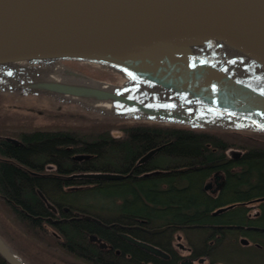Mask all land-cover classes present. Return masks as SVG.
Here are the masks:
<instances>
[{"label":"water","instance_id":"obj_1","mask_svg":"<svg viewBox=\"0 0 264 264\" xmlns=\"http://www.w3.org/2000/svg\"><path fill=\"white\" fill-rule=\"evenodd\" d=\"M200 41L234 50L264 77V0H0V63L71 59L109 64L156 88L185 96L217 118L200 120L175 107L146 104L76 83L39 81L26 89L125 104L157 118L264 130V94L234 82L196 52L194 46ZM156 150L144 153L138 162L148 160ZM122 175L71 176L118 179ZM0 254L9 264H26L1 235Z\"/></svg>","mask_w":264,"mask_h":264},{"label":"trees","instance_id":"obj_2","mask_svg":"<svg viewBox=\"0 0 264 264\" xmlns=\"http://www.w3.org/2000/svg\"><path fill=\"white\" fill-rule=\"evenodd\" d=\"M122 129L123 137L112 135L110 128L90 135L67 128L21 130L18 137L22 144L0 143V198L19 224L33 229L43 225L40 216L54 209L107 208L88 205L85 201L89 196H102L110 199V203L118 199L117 205L112 203L110 210L121 209L125 217L154 214L173 217L178 223L214 221L219 215L211 211L218 206L264 195V145L255 141L253 135L159 122H135L123 125ZM234 146L243 151L235 159L241 169L228 175L221 193L213 198L202 188L207 169L195 166L224 155L226 149ZM154 148L157 150L150 159L134 165ZM50 165L52 170H49ZM157 167L163 171L140 175L142 171ZM183 167L187 169L179 170ZM169 168L175 169L174 172L166 171ZM81 172H116L123 177L71 176ZM177 178L184 179L185 183L177 184ZM233 210L231 215L236 216L240 207L236 205ZM60 228L69 253L95 264H117L111 259L118 260V256L111 254L109 257L110 253L85 241L84 230L96 229L95 223L84 219L69 220ZM120 248L123 260L124 247ZM129 252L131 258L126 260L127 264H140L138 259L143 253L136 249Z\"/></svg>","mask_w":264,"mask_h":264},{"label":"flooded vegetation","instance_id":"obj_3","mask_svg":"<svg viewBox=\"0 0 264 264\" xmlns=\"http://www.w3.org/2000/svg\"><path fill=\"white\" fill-rule=\"evenodd\" d=\"M10 138L17 139L19 142L16 144H22L19 137L9 134H0V143L13 142ZM242 153L243 151L233 155H222L205 164L195 166L197 169L202 167L207 169L202 182V188L206 194L213 198L219 196L226 185L228 175L240 171L241 165L237 164L235 159H238ZM138 160L135 166L147 161L138 162ZM212 162L216 163L207 165ZM186 169L183 167L179 170ZM174 170L169 168L166 171L174 172ZM162 171L157 167L142 171L140 175L156 174ZM176 183L183 184L185 180L177 178ZM263 203L264 195H259L247 201L230 202L218 206L211 211L213 215H219L217 220L178 223H175L173 217H158L154 214L125 217L121 209L107 211L54 209L49 211V214L40 216L43 225L29 228V230L43 240L53 238L55 240L53 243L66 249L63 244L65 235L61 232L60 225L69 220H90L96 224L97 228L90 231L84 230L85 241L105 253H110L109 257L111 254L114 257L118 256V260L111 259V262H117V264H127L126 260L131 258L129 250L133 249L143 253L138 259L140 264H264ZM236 205L240 207V210L239 214L234 216L231 213H234L233 209ZM224 207L226 208L220 210ZM2 238L4 239L3 236ZM138 242L160 249L162 254L152 252ZM6 243L8 245L7 241ZM102 243L105 245L102 246ZM119 246L124 247L123 260L122 248ZM9 247L11 248L10 245ZM17 255L22 259L19 253ZM0 264H9L1 254Z\"/></svg>","mask_w":264,"mask_h":264},{"label":"rangeland","instance_id":"obj_4","mask_svg":"<svg viewBox=\"0 0 264 264\" xmlns=\"http://www.w3.org/2000/svg\"><path fill=\"white\" fill-rule=\"evenodd\" d=\"M59 64L81 75L108 82L122 84L125 76L113 71L101 64L88 61L58 59ZM35 65H44L43 61H32ZM135 122H159L165 124H177L189 127L207 129L235 130L243 135H253L255 141L264 145V130L247 128L225 127L205 123H191L176 120H166L146 116L143 114L115 113L109 110L89 104L71 96L61 95L44 90L2 89L0 87V134L19 136L21 130L34 128H67L79 131L83 134H93L105 128H110V133L116 137H123L122 126ZM251 132L259 133V135ZM242 150L238 147L226 149L224 155H233ZM53 166H49L52 170ZM115 199L112 203L119 202ZM88 205H103L107 208L93 210L107 211L112 207L110 199L102 196H89L85 201ZM115 206V205H114ZM0 234L8 242L11 249L19 255L27 264H93L79 256L69 253L59 245L53 243V238L41 239L28 227L19 224L15 215L0 198ZM1 236V237H2Z\"/></svg>","mask_w":264,"mask_h":264},{"label":"bare ground","instance_id":"obj_5","mask_svg":"<svg viewBox=\"0 0 264 264\" xmlns=\"http://www.w3.org/2000/svg\"><path fill=\"white\" fill-rule=\"evenodd\" d=\"M194 48L201 56H204L209 62L222 69V71L234 82L261 93L262 95L264 94V77L246 57L230 48L210 42L200 41ZM41 61H43L44 64L42 66L35 65L32 61H18L8 64L0 63V87H2V89H22L39 81L76 83L106 89L146 104L175 107L178 110L185 111V114L197 117L200 120H205V117L210 119L217 118L200 109V106L187 97H182L177 93L168 91V89L163 90L160 87L156 88V86L147 81L135 78L126 70L116 66L98 63L110 70L122 73L126 78L125 82L122 84L103 82L74 73L61 65V63L59 64L58 59H44ZM93 63L97 64V62ZM83 100L89 104L115 113H138L135 107L125 104L113 103L111 101ZM146 116H148V114ZM165 119L168 121L174 120L170 118ZM212 122L217 123L218 121ZM156 230L158 231L160 229Z\"/></svg>","mask_w":264,"mask_h":264},{"label":"snow or ice","instance_id":"obj_6","mask_svg":"<svg viewBox=\"0 0 264 264\" xmlns=\"http://www.w3.org/2000/svg\"><path fill=\"white\" fill-rule=\"evenodd\" d=\"M9 74H11V73H9ZM262 127H264V126H262Z\"/></svg>","mask_w":264,"mask_h":264}]
</instances>
